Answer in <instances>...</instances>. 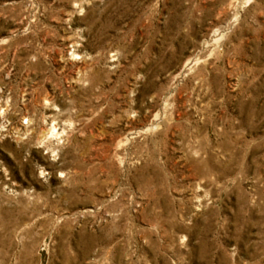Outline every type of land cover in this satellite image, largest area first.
I'll return each instance as SVG.
<instances>
[{"label":"rangeland","instance_id":"rangeland-1","mask_svg":"<svg viewBox=\"0 0 264 264\" xmlns=\"http://www.w3.org/2000/svg\"><path fill=\"white\" fill-rule=\"evenodd\" d=\"M0 264H264V0H0Z\"/></svg>","mask_w":264,"mask_h":264},{"label":"bare ground","instance_id":"bare-ground-1","mask_svg":"<svg viewBox=\"0 0 264 264\" xmlns=\"http://www.w3.org/2000/svg\"><path fill=\"white\" fill-rule=\"evenodd\" d=\"M52 125H53V124H52ZM52 125H51L50 130H49L50 133H53L52 131L55 129V128L53 129V126H52ZM45 133H46V131H45ZM47 133H48V132H47ZM46 135L48 136L49 134H46ZM51 135H52V134H51ZM44 136H45V135H44ZM47 136H46V137H47ZM46 137H45V139H46ZM41 139H42V138H41ZM40 142H41V141H40Z\"/></svg>","mask_w":264,"mask_h":264}]
</instances>
